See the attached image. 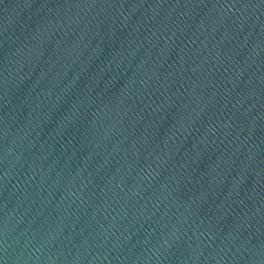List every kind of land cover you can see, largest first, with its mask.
I'll use <instances>...</instances> for the list:
<instances>
[{
  "label": "water",
  "instance_id": "obj_1",
  "mask_svg": "<svg viewBox=\"0 0 264 264\" xmlns=\"http://www.w3.org/2000/svg\"><path fill=\"white\" fill-rule=\"evenodd\" d=\"M0 264H264V0H0Z\"/></svg>",
  "mask_w": 264,
  "mask_h": 264
}]
</instances>
